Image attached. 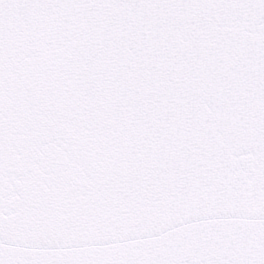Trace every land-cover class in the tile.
<instances>
[{"label": "snow or ice", "instance_id": "1", "mask_svg": "<svg viewBox=\"0 0 264 264\" xmlns=\"http://www.w3.org/2000/svg\"><path fill=\"white\" fill-rule=\"evenodd\" d=\"M0 264H264V0H0Z\"/></svg>", "mask_w": 264, "mask_h": 264}]
</instances>
